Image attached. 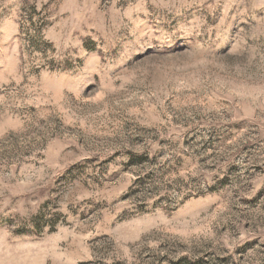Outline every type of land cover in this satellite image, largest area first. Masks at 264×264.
<instances>
[{
    "label": "rangeland",
    "instance_id": "rangeland-1",
    "mask_svg": "<svg viewBox=\"0 0 264 264\" xmlns=\"http://www.w3.org/2000/svg\"><path fill=\"white\" fill-rule=\"evenodd\" d=\"M0 264H264V0H0Z\"/></svg>",
    "mask_w": 264,
    "mask_h": 264
}]
</instances>
